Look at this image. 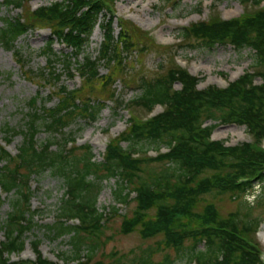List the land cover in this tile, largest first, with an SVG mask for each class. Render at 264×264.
Segmentation results:
<instances>
[{
  "label": "trees",
  "instance_id": "16d2710c",
  "mask_svg": "<svg viewBox=\"0 0 264 264\" xmlns=\"http://www.w3.org/2000/svg\"><path fill=\"white\" fill-rule=\"evenodd\" d=\"M28 1H3L6 7L22 10L23 15L4 20L0 28V47L12 51L29 81L38 80L44 86L57 83L60 75L56 74L54 65L61 62L68 78L77 75L81 84L74 90L55 84L49 92L50 97L57 98L52 108L37 103L39 94L32 97L28 102L27 128L21 131L23 140L17 155L11 156L0 146V192L6 194L2 198L0 193V208L13 191L12 210L4 222L0 220V231H5L6 238L0 245V264H13L8 263L4 254L24 246L22 237L33 226L31 178L46 171L60 179L65 188L59 217L80 221L77 226L59 222L47 226V230L55 232L52 237L56 238L70 234V244L75 251L72 258L77 260L78 252L88 241L86 259L78 264H105L102 260L92 262L107 220L106 214L99 213L96 207L100 186L92 179L115 177L121 179L114 191L119 203L127 205L130 194H135V208L131 216H123L120 233L138 232L142 240L161 239L154 247L141 249L128 263L113 258L111 264H172L168 256L161 262L153 258L164 250L179 253L185 249L189 264H264L259 259L260 249L255 239L264 220L260 218L264 215V151L257 145L259 139L264 138V7L228 21L211 17L179 31L180 49L194 48L192 43L206 49L219 45H230L236 50L251 49L254 53L252 72H245L225 89L209 86L199 90L197 85L201 79L169 59L162 74L153 79L141 77L137 81L139 94L126 106L149 113L156 105H161L163 111L144 122L131 117L126 129L107 144L103 161L94 162L91 147L74 146L72 137L62 138L58 150H52L57 143L55 135L63 133L77 120L95 121L107 102H118L114 86L117 81L124 86L129 84L127 57L133 52L141 59V55L152 48H167L155 45L147 33L124 20H118L120 31L115 37L112 13L115 0H62L35 10L23 7ZM248 1L242 0V4L260 6L264 0ZM101 16L107 18L104 24L100 22ZM95 27L102 31L103 41L97 56L91 57L84 52ZM37 28H48L71 52L55 54L49 40L40 52L46 60L45 68L34 73L26 69L25 59L15 49V42ZM78 57L81 61L76 60ZM101 65L107 69L105 74H100ZM256 78L260 79V84H255ZM175 84L180 88L176 89ZM40 119L51 139L37 144ZM206 120L244 125L255 141L233 147L220 141L209 142L212 128L203 126ZM15 134L7 127L4 138L7 144ZM142 141L164 143L167 152L154 158H136L133 155L137 151L132 146L128 149L121 146V142ZM68 143L72 146L67 147ZM76 149L82 150L81 158L68 160ZM149 164L164 167L158 175L143 179L139 173ZM258 182L262 194L248 202L245 196ZM209 194L236 199V210L223 216L219 206L204 201V196ZM256 209H260L261 215H254ZM109 213L114 216L118 210L113 207ZM39 244V241L32 243L34 250L37 251ZM199 245L203 247L200 249ZM16 264L54 263L38 256L34 263Z\"/></svg>",
  "mask_w": 264,
  "mask_h": 264
},
{
  "label": "rangeland",
  "instance_id": "374dc122",
  "mask_svg": "<svg viewBox=\"0 0 264 264\" xmlns=\"http://www.w3.org/2000/svg\"><path fill=\"white\" fill-rule=\"evenodd\" d=\"M3 1L0 0V28L3 26L5 19H14L19 15H23L22 10L6 7L3 5ZM60 1L62 0H29L23 7L35 10ZM251 4L245 3L242 6V0H115L113 11L116 18L133 22L142 30L148 32L157 45L169 48H152L143 53L141 59H139L137 52H133L130 57H127V60H130L128 68L131 73L128 72L126 77L129 84L124 86L117 81L114 86L117 89V100L119 103L107 102L106 107L100 111L97 119L93 122L77 120L72 123L63 130V133L55 135L57 143L52 146V150H58L62 138L72 137L76 146L88 145L91 147L92 161L102 162L106 143L125 130L131 115L133 118L143 120L151 116L146 115L145 110L141 108H131V115H129L123 108H126L127 104L138 96L137 81L141 77L153 79L162 74L164 68L169 64V59L175 60L176 64L187 69L190 74L201 78L202 81L198 85L199 89H205L209 86L224 88L234 81V77L237 76L238 78L243 75L254 62V53L251 49L236 50L230 45H219L206 49L199 43H192L195 46L194 48L180 49L182 45L178 30L191 23L207 20L209 16H220L226 20L238 17L246 7L251 9ZM106 19L101 16L100 22L104 24ZM113 29L114 36L117 37L120 31L118 23H113ZM49 40H52V48L55 54L61 56L71 52L70 49L65 48L53 36L48 28L39 31L30 30L17 39L15 49L25 59L26 69L38 73L45 68L46 60L40 52L46 47ZM102 41V31L99 27H95L84 53L89 54L91 57H96ZM76 60L81 61V58L78 57ZM160 63L162 64V69H160ZM54 66L56 74L60 75L58 82L55 84H63L68 90L80 87L81 79L77 75H74L73 78H68L66 73H64L61 62L55 63ZM99 71L100 74H105L107 69L104 65H101ZM129 74L133 75V77L131 78ZM255 82L257 84L260 83L259 79H255ZM55 84L44 86L38 80H35V82L27 80L16 63L12 51H7L0 47V142L7 136V127L10 128L11 133H16L11 139V143L6 146L11 155L17 153L23 140L21 131H25L27 128L29 100L39 94L38 104H43L47 108L54 107L57 103V98L55 96L50 97L49 92L53 90ZM174 87L176 89L180 88L179 84H175ZM159 112H161V108L156 107L153 114ZM42 121L40 119L37 123L41 126L36 136L37 144L51 139L50 135L42 128ZM203 125L212 128V138L216 142L222 141L225 146H236L252 140L247 135V129L244 125L235 123L221 124L219 121L211 120L204 121ZM2 144L4 145L3 142ZM121 146L124 149L132 146L137 153H141L140 156L155 157L158 152L164 153L167 151L164 143H153L150 141H142L135 144L121 142ZM81 154L82 150L76 149L74 154L68 157V160L74 158V161H77L81 158ZM163 167L161 164H149L143 167L144 170L139 175L143 179H149V175H158L163 170ZM92 180L100 186L96 207L99 213L106 214L107 219L100 235V247L92 262L102 260L105 264H111L113 258H121L124 263H128L141 249L154 247L161 239L160 237L142 240L138 232L128 235L120 233L123 216H131V212L135 208V202H133L135 194H130V201L127 205L119 204V201L115 198L114 191L118 189L121 179L115 177ZM30 185L33 193L31 199V209L34 210L31 219L33 226L22 237L24 253H30L31 243L39 241V251L43 258L55 264H74L75 262L71 259L75 257V251L70 244L71 235L64 234L56 238L52 237L55 232H48L47 230V226L55 225L62 221L65 225H69L66 219L63 220L59 217V209L65 193L62 181L46 171L38 177L31 178ZM130 187H133V185H130ZM261 194L258 182L254 184V190L247 193L245 198L248 202H253ZM12 195L13 191L9 193L0 208L1 222L6 220L7 213L12 210ZM203 199L205 202H213L219 206L223 216L236 210L237 200L231 199L228 195L215 196L209 194L205 195ZM113 207L118 210V214L111 216L112 213L110 214L109 212L112 211ZM257 214L261 215L260 209L254 211V215ZM263 217L264 215L260 216V218ZM4 233L5 231H0V243L4 240ZM255 239L262 250L264 259V220L261 221L258 227ZM87 242H85L87 246L82 247L78 252L80 258H85L88 254L86 247H88L89 243ZM189 245L190 243L187 244V246ZM202 247V245L198 246L200 249ZM186 253L187 249L179 253L174 250H164L156 254L153 260L161 262L165 256H168L172 264H189L187 263ZM19 259L18 255H12L11 260L17 261Z\"/></svg>",
  "mask_w": 264,
  "mask_h": 264
}]
</instances>
